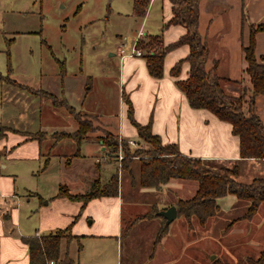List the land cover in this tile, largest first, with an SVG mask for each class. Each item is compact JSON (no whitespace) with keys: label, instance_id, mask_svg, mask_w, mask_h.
<instances>
[{"label":"rangeland","instance_id":"374dc122","mask_svg":"<svg viewBox=\"0 0 264 264\" xmlns=\"http://www.w3.org/2000/svg\"><path fill=\"white\" fill-rule=\"evenodd\" d=\"M165 3L170 6L168 0H155L152 11L147 15L146 20L141 22L140 18L133 14L132 0H0V136H3V132L6 130V136L0 140V173L4 177L9 174L14 175L8 176V179L4 178L7 180L8 186L2 190H9L10 182L15 179L12 189L9 190L11 194L0 197V237L19 239L18 234L20 236L31 235L34 230L45 234L58 228V226H53L48 230L42 220L41 223L39 222V205L41 209L43 204L41 206V201L37 197H30L29 192H31L30 190L34 191V187L40 189V192L42 189H44L42 191H49L48 187L52 185V179L50 176L35 178V173L34 176L30 175L27 164L33 165L34 163L21 158L23 155L26 156L30 149L23 147L22 141H19L23 139L24 135L14 129L49 130L52 127L60 126L59 124H62L63 121L68 122L69 119L72 121L75 119L64 108L54 107L50 100L29 93L25 87L32 90L43 89L54 94L57 100H60L58 67L55 59L63 61L65 68L63 96L67 99L68 104L74 107L75 116L78 115L81 119L90 121L93 131L88 132L86 138H89V135L90 141L97 142L105 132L98 125L107 124L108 127H113L114 122L116 124L114 129H118L120 132L122 130L131 131L132 127L128 123L127 116H123L122 84L118 79L120 68L118 44H124L123 50L128 52L133 45L135 33L140 24H142L140 28L142 39L139 40L146 42V38L143 37L145 34H160L162 31L161 7ZM77 6H80V9L75 14ZM235 13L234 9L229 13V27L237 22ZM221 25L223 26V24ZM231 37L229 35V38ZM212 49L215 48H211V53H213ZM220 73L224 75L223 72ZM87 78V86L84 87L90 88L82 100L79 98L77 100L76 93L80 89V83L82 85ZM82 80L83 82H81ZM242 86V83H239V88ZM32 104L33 106H31ZM36 105L41 106L40 114L36 113V116H31L27 112L28 107L32 108V112ZM246 108V103H243L242 110L244 112ZM63 126L62 129L70 128V124ZM51 134L53 132H42L41 139H48L44 145L52 142ZM13 141L16 144L15 147L7 149L13 144ZM142 144L139 141L138 147H142ZM3 146H7V148ZM45 149L44 146L41 147L42 153L45 152ZM82 151L83 148H81ZM12 155L15 157H11ZM105 159L109 165H105L106 169L101 172L103 182L111 172H116L119 168V161L117 163L107 156ZM206 162L216 166H232L214 160ZM258 164L263 165L261 162ZM54 168V164L51 163L47 168L48 172L55 173ZM128 168H131L130 174L133 171L138 173L137 159L132 160ZM252 169L250 165L241 164L237 179L249 182L253 176L264 175L263 172H260L261 169L257 172H253ZM84 171L86 173L87 169ZM91 172L92 167H90V174ZM119 174L127 177V168L120 171ZM56 190H50L49 193L54 194ZM118 191L119 198L122 199V216L121 230L117 229V235L120 230L121 237L109 236L111 233L109 230L106 232L109 235H106L104 239H90V261L96 260L100 253L104 259H107V264H145L156 233L164 223L156 225L157 221L160 222L159 218H156L155 223H140L136 228L133 226L134 230L126 234V227H130L132 216L138 213L135 209L136 191L128 184L120 183V180ZM146 201L151 202L150 199ZM222 211L225 214L215 220H209L210 225L215 224L216 228L208 229L207 235L215 234L216 239H221L217 243L218 247L214 246L213 249L208 247V251L204 254L206 263L213 264L214 260H218L236 264L244 256L257 257L255 245L264 226V223L261 222V216H264V207L258 209L251 218L247 232L244 230L246 228L244 225L230 232L228 230L221 232L220 228L222 229L240 215L238 207L229 212L223 209ZM4 215L7 217L4 218ZM92 216L96 218L94 222ZM107 217L106 211L104 212L96 205H90V218L87 219L86 227L89 228L90 235H96L95 233L100 231V222ZM110 218L111 215L108 219ZM259 218L260 221H258ZM252 222H254V228L251 226ZM137 228H139L138 231ZM245 237L251 239L248 242L242 241L241 238ZM86 242L84 241L87 251ZM79 243L81 245V242ZM77 247V241L73 240L68 244L63 240L60 244V253L62 255L68 253L73 261L71 264H77ZM211 256H213L212 259ZM180 264H186V262H180Z\"/></svg>","mask_w":264,"mask_h":264},{"label":"crops","instance_id":"0c3cea01","mask_svg":"<svg viewBox=\"0 0 264 264\" xmlns=\"http://www.w3.org/2000/svg\"><path fill=\"white\" fill-rule=\"evenodd\" d=\"M154 1L155 0H149L145 15L140 18L141 22L145 21L147 15L152 11ZM162 5L161 25L171 17L170 6L166 3ZM233 9L236 11L237 22L236 24L233 23L232 27H229L228 16ZM242 14H245V22L242 21ZM221 24H223V26ZM249 24H252L254 27L259 25L262 27L261 30L255 34V56L258 62L264 67V0H200L198 3V33L206 40L208 47V57L205 67L206 69H209L212 67L213 63L216 62L217 75L236 82H220V86L224 92L232 96L239 95L241 91L239 83H242V88H246L247 90H249L250 87L248 78L244 73L245 62L241 51V46H244L247 43ZM234 25L236 26V29ZM141 26L142 24H140L136 31L135 38L138 36V33L141 32ZM183 33V27L172 25L162 30L160 34L163 44L166 45L176 41ZM146 35L147 34L143 35V37ZM229 35L232 37L229 38ZM141 36L139 39H142ZM212 47L215 48L214 50L212 49L213 53H211ZM187 52V46L182 45L167 53L164 57L163 75L159 79L152 78L148 75L143 58H120L118 56L120 62L118 79L120 84H122L121 94H125L129 99L133 108V117L135 121L141 125L149 124L151 133L158 136L162 144H174L178 151L185 156L202 160L219 161L227 163L228 165H232L235 162L241 164L245 163L246 165L252 166L253 172H257V170L261 169L262 171L260 172L264 173V159H247L239 161L238 139L231 134V126L229 123L218 120L207 110L190 108L183 93L175 86V80L186 78L188 64L186 62L182 63L178 77L170 76L169 70L175 62L186 56ZM220 72H223L224 75ZM88 78L85 79L82 85L80 83V89L78 93H76V99L79 98V100H82L85 97L86 91L90 88L84 87L85 85L87 86L86 83ZM81 82H83V80ZM63 83H65V80L62 81V86ZM60 91H62V93L64 92L63 87ZM58 94H61V92ZM254 105L255 112L264 125V96H257ZM31 106H33V104ZM122 106L124 112L123 116L126 117V105L123 100ZM40 107V105H36L37 110L35 108L32 112V108L28 107L27 112L31 116H36V113L40 114ZM86 114L88 115V113ZM64 124H70V128L62 129ZM59 125L60 126L52 127L49 130L38 129L35 131H24L14 129V131L20 132L24 135L23 139L19 142L22 141L23 147L30 149L26 156L23 155L21 157L27 159L26 161H32L34 163L33 165L27 164V169L30 175L34 176L35 173V178H46L50 176L52 179V185L48 187L49 191H42L44 190L42 189L40 192V189L34 187V191L30 190L31 192H29V196L37 197V199L41 201V206L43 204L41 209L39 205V222L41 223L42 220L43 225H45V228H48V230L53 228V226H58L57 229L65 228L72 222L74 216L79 214L77 220L70 227V234L79 238L71 239L69 242L65 239L60 241V244L63 240L68 244L73 240L77 241V264H107V259H104L100 253H98L96 260L90 261V239H104L106 235H109V233H106L109 230L111 232L109 236H114L115 238L121 237L120 220L122 216V199L119 198V191L117 196L100 197L89 200L82 209L80 202L70 201L65 197L54 198L58 192L59 186L66 187L70 194H83L90 190V183L92 184L94 181H99L101 184L105 183L114 173L111 172L105 182L101 180V172L106 169L105 165H109L105 159L107 156L106 147L100 140L97 142L90 141L89 135V138L82 141L78 152L76 151L74 142L67 138L61 139L52 146L53 140L50 143L48 142L47 145H44V142H47L48 139H41L39 142L28 137L30 134L37 131L71 133L77 128L75 120L72 121L70 119L68 122L63 121L62 124ZM112 126L113 127H108L107 124L103 126L98 125L103 131L119 136V139L135 141L137 143L136 147L138 146L139 141L143 143L141 145L142 147L144 146L143 148L148 147L145 142L137 137L136 130L132 125H130L132 129L129 132L123 130L120 132L118 129H114L116 127L115 122ZM5 132L6 130L3 132L4 135L2 136V139L6 136ZM15 145L16 144L13 141V144L8 148L7 146L3 147L9 149L14 148ZM42 146L46 148L44 153L41 151ZM81 148H83L82 152ZM44 156H46L45 159ZM11 157L15 156L12 155ZM46 159L47 163L44 167V161ZM259 162L263 163V165L260 166L258 164ZM51 163H53L55 167V173L52 174H50L47 169ZM90 167H92L91 174ZM84 169H87L86 173H84ZM119 172L118 190L120 180V183L128 184L136 191L135 209L138 213L132 216L133 218L131 219V222L135 217L145 214L150 206H155L157 210L154 214L155 217L152 218V220H136L131 225L130 231L127 234L134 230L133 226L136 228L140 223H155V221H157L156 218H159L160 220V222H156V225H160L164 219L161 216H157V213L166 210L170 206L175 207L174 202L177 199L191 197L197 188L196 182L183 179H170L166 184L160 185L157 189L153 187L140 188L136 185L138 173L133 171V173L131 172V174H128V176L125 177L121 176ZM45 174L46 176H43ZM8 176L12 177L14 175H6L7 179ZM6 177L0 173V197H5L11 194L9 190L10 188L12 189L13 182L15 181V179H12L9 190L3 191L2 188L8 186L7 180L4 179ZM50 190H56V192L54 194L49 193L51 192ZM148 199H150L151 202H147L146 200ZM216 202L218 204V212L214 218L210 219V221L225 214L222 209L229 212L233 208L238 207L239 214H241L245 208V203L236 200L233 195H226L218 198ZM90 205L100 207L104 212L106 211L108 216L107 219L100 222V231L95 233L96 235H90L89 228H86L87 219L90 218ZM262 206L264 207V202L260 205L259 209H261ZM110 215L111 218L108 219ZM6 217L7 215H4V218ZM91 218L93 219V222L96 220L93 216ZM210 221L203 225H199L195 219H193L191 227H188L186 226L182 215L176 216V218L167 225L165 235L155 246L152 245V249H150L149 254L146 256L147 261L145 264H180V262H186V264H207L204 254L208 251V247L213 249L221 239H216L215 234L212 236L207 235L208 229H211V227L212 229L216 228L215 224L212 226L210 225ZM258 221H260V218ZM261 222L264 223L263 215L261 216ZM249 223L250 220H242L234 223L229 228L226 225L222 229L220 228V230L221 232L222 230H228L230 232L231 230L244 225L246 227L244 230L247 232ZM251 226L254 228V222H252ZM117 229H120L118 235ZM138 229L139 228H137V231ZM32 235L38 236L42 234L34 230L31 235L20 236V234H18L17 236L19 239L3 236L0 237V264H28L26 247L22 243L21 237ZM241 239L242 241L246 240L248 242L251 238L245 237ZM84 241H87V251ZM79 242H81V245ZM263 247L264 226L261 234L257 237L255 253H258ZM66 254L68 256V253ZM60 256L63 257L64 255L60 253ZM68 258L73 262L69 256Z\"/></svg>","mask_w":264,"mask_h":264},{"label":"trees","instance_id":"16d2710c","mask_svg":"<svg viewBox=\"0 0 264 264\" xmlns=\"http://www.w3.org/2000/svg\"><path fill=\"white\" fill-rule=\"evenodd\" d=\"M168 1L171 17L162 25V30L172 25H179L184 28V33L176 41L166 45L162 42L161 34L146 35V42L142 40L137 42L138 48L143 53L141 58L145 61L148 75L155 79L161 78L165 55L179 46L186 45L188 48L186 56L174 63L169 74L178 77L182 63L188 64L186 78L174 81L177 89L183 93L188 106L192 109L207 110L218 120L230 124L231 134L238 139L239 161L263 160L264 125L256 114L254 105L257 96H264V67L255 56V34L261 30V25L256 27L252 24L248 25L247 43L241 46L245 62L244 73L248 78L249 90L241 88L238 96H232L224 92L220 82H236L219 77L216 62L209 69L205 67L208 47L206 40L198 33V3L200 0ZM148 4L149 0H132L133 14L142 18ZM79 9L80 6H77L75 14ZM242 21H246L245 14H242ZM47 48L49 47L47 46ZM55 61L58 67L59 86L62 90V81L65 76L64 63L58 59ZM13 83L17 85L14 81ZM25 89L33 95H40L50 100L54 107H62L73 116L77 124L76 130L71 133L54 132L51 134L52 146L61 139L67 138L74 142L78 152L82 141L87 137V133L93 131L90 121L74 115V108L68 104L62 91H60L61 99L57 100L54 94L43 89L32 90L29 87H25ZM121 97L126 105V116L130 125L136 130L137 137L145 142L148 147H132L126 140H119L116 135L105 131L104 136L98 140L105 145L107 157L118 161V149L120 148L122 152V159L119 161L117 171H123L127 168V172L130 174L129 163L137 159L138 178L136 185L140 188L153 187L157 189L170 179L196 182L197 188L191 197L177 199L174 202L177 216L182 215L188 227H191L193 219L199 225H203L214 218L218 212L216 200L226 195H233L236 200L245 203L243 212L231 220L227 227L229 228L242 220H251L264 202V176H254L249 182H242L237 179L240 174L241 163L239 162L233 163L232 166L211 165L206 162L207 160L181 154L174 144H162L160 138L151 133L149 124L141 125L135 121L129 99L123 93ZM243 103L247 105L245 112L242 110ZM41 136L42 132L37 131L28 137L40 142ZM1 138L2 136H0ZM46 163L47 159L44 161V167ZM117 171L103 184L99 181L92 182L90 190L83 194H70L66 187L59 186L54 198L65 197L70 201L80 202L82 209L89 200L117 196ZM156 211L155 206H150L145 214L135 217L130 223V227L136 220L154 218ZM78 217L79 214L74 216L72 222L63 229L38 236L21 237V241L26 247L28 264H71L72 262L66 253L63 257L60 256L59 246L62 239L69 242L71 239L79 238L70 234V227ZM162 222L164 223V220ZM130 227H126V234L130 231ZM166 230L167 226L163 224L156 233L153 246L165 235ZM212 263L229 264L226 261L218 260H214ZM236 264H264V247L258 252L257 257L247 255Z\"/></svg>","mask_w":264,"mask_h":264},{"label":"built area","instance_id":"2783aa9c","mask_svg":"<svg viewBox=\"0 0 264 264\" xmlns=\"http://www.w3.org/2000/svg\"><path fill=\"white\" fill-rule=\"evenodd\" d=\"M141 36V32L138 33V36L135 38L133 45L129 48L128 52L124 51V44L118 45V56L120 58H139L142 57V52L137 46V42L139 41V37ZM120 140V139H119ZM127 143L130 146L136 147L137 143L133 140H127ZM122 159L120 148L118 149L117 160L120 161Z\"/></svg>","mask_w":264,"mask_h":264},{"label":"water","instance_id":"95a60500","mask_svg":"<svg viewBox=\"0 0 264 264\" xmlns=\"http://www.w3.org/2000/svg\"><path fill=\"white\" fill-rule=\"evenodd\" d=\"M157 216H161L165 220L164 225L167 226L171 221L176 218L177 212L174 206H170L166 210L159 211L157 213ZM210 258L212 259L213 256H211Z\"/></svg>","mask_w":264,"mask_h":264}]
</instances>
